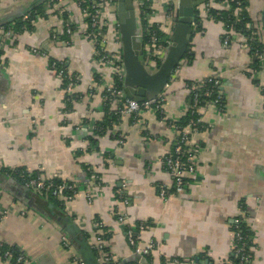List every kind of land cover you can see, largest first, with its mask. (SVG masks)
<instances>
[{"label": "crops", "instance_id": "crops-1", "mask_svg": "<svg viewBox=\"0 0 264 264\" xmlns=\"http://www.w3.org/2000/svg\"><path fill=\"white\" fill-rule=\"evenodd\" d=\"M45 1L17 0L0 7V26ZM247 2L264 42V0ZM68 5L75 24L70 45L58 32L59 7L38 13L30 33L0 45V165L39 171L54 182L71 180L77 189L70 201L56 199L60 205L45 194L37 193V199L33 191L7 184L0 173V242L19 249L33 264H102L91 246L98 229L105 249L118 258L114 264L137 263L118 221L123 216L131 227L144 226L137 230L141 245L153 242L144 257L147 264H222L232 261L233 223L240 218L251 242L248 264H264V68H256L241 35L233 33L224 45V26L200 7L188 53L164 91L161 110L142 109L111 120L107 112L113 106L104 110L101 88L89 90L95 75L108 73L93 61L77 5ZM51 58L78 75L75 98L66 101ZM208 77L220 79L225 108L203 107L195 170L181 194L161 199L157 184L173 180L162 162L176 141V123L190 112L187 83ZM105 118L112 123L97 136L92 125L100 127ZM57 213L82 231L91 261L73 244L75 233L57 220ZM0 264L13 263L0 259Z\"/></svg>", "mask_w": 264, "mask_h": 264}, {"label": "built area", "instance_id": "built-area-1", "mask_svg": "<svg viewBox=\"0 0 264 264\" xmlns=\"http://www.w3.org/2000/svg\"><path fill=\"white\" fill-rule=\"evenodd\" d=\"M17 0H0V7L10 6ZM74 2L78 7V14L81 19L80 29L83 34V39L91 44V53L93 61L104 69L108 75L98 78L95 75V81L90 86L91 88H101L103 104H110L113 107L107 112L108 118L124 117L137 113L142 109H156L161 110L163 103L166 100L164 93L169 85L172 75L178 71L179 62L174 69L173 74L168 80L164 90L157 96L143 101H136L127 96L123 87L124 63L121 52V43L119 38V22L116 16V8L118 0H48L46 8H57L58 13L62 17L61 29L58 30L59 35L63 36V43L70 45V37L74 34L73 23L68 18L71 8L68 3ZM196 11V21L198 19L199 8H203L204 14L212 21H219L214 18L211 9H229L227 0H218L214 7L215 1L203 0L199 4V0H192ZM233 1V0H231ZM234 16L243 9L242 0H235ZM133 6L136 11V17L139 26V35L142 38V53L144 57V65L149 71H155L161 62L164 60L165 52L171 42V35L173 31V24L177 14V0H133ZM231 10V9H230ZM198 11V13H197ZM63 14H66L64 16ZM23 20H29V12L23 14ZM239 18L232 25L224 26V34L222 42L228 45L231 42L233 33H238L242 37L241 45L248 49H253V56L258 61L264 60V42L262 41L259 31L252 22H245L243 31L237 32L235 24ZM30 33L31 31L17 32L11 29L4 30L0 26V45L3 39L13 38L21 33ZM58 33L53 32L52 38H56ZM252 43H256L254 47ZM34 52H39L33 50ZM56 77L60 80L65 91L66 101L75 98V84L78 81V75L64 69L62 66L58 67L55 62L50 64ZM98 73V71H97ZM95 73V74H97ZM101 80V81H99ZM118 82L122 83V87L118 86ZM221 81L218 77H208L201 81L187 83L189 96L191 98L190 113L196 117H190L187 124H176L175 128L178 132L176 141L174 143L172 152L166 155L163 159V169L172 177V183H158L157 190L161 199L167 200L175 195H179L184 191L186 177L194 172L196 162V135L201 130L202 111L206 105L214 106L220 110L225 108L224 98L220 89ZM215 88V90L210 89ZM217 89V90H216ZM210 97L203 106L201 105V97ZM88 127V124L86 125ZM93 130L97 129V125H92ZM2 166L0 165V171ZM3 173L9 178L17 179L8 171ZM18 182V181H17ZM23 185L35 193L45 195L49 192L62 202L70 201L72 194L77 189V184L71 180H62L54 182L39 171L30 175V178L23 182ZM69 193V194H67ZM91 195V193H90ZM118 221L123 225V234L132 248V252L139 257H145L152 250L153 242H147L145 245L140 244L137 230L144 229V226L131 227L127 224L125 218L120 216ZM242 219H235L233 223V235L235 239L233 257L237 262L224 261L222 264H248L250 261L249 246L246 241V236L241 231ZM91 246L99 252V260L102 264H114L118 260L115 254L106 250V243L100 230L94 232V237L91 241ZM64 246L69 247V242L62 238ZM4 243L0 242V259L9 261L13 264H33L22 252L15 253L11 248L4 247ZM79 264H85L84 261H78ZM136 264H140L137 262Z\"/></svg>", "mask_w": 264, "mask_h": 264}, {"label": "water", "instance_id": "water-1", "mask_svg": "<svg viewBox=\"0 0 264 264\" xmlns=\"http://www.w3.org/2000/svg\"><path fill=\"white\" fill-rule=\"evenodd\" d=\"M177 14L175 17V26L171 35V42L165 52L164 60L155 71H149L144 65L142 53V38L139 35V26L136 17V11L133 6V0H118L116 16L119 22V38L121 43V52L124 63L123 87L128 97L140 102L145 99H151L161 93L169 78L174 72L177 64L186 56L189 50V44L194 33V22L196 21V11L192 0H177ZM12 21V18L9 19ZM254 61L257 58L253 57ZM260 67L264 68V60L258 61ZM85 128H88L85 126ZM7 184L15 185L26 190L29 194L30 189L20 184L13 178L6 179ZM35 193V192H34ZM39 195H35V197ZM37 198V197H36ZM38 199V198H37ZM52 208V205H49ZM57 220L75 233L73 244L77 245L81 251L87 254L85 257L91 259L94 255L84 238L82 231L73 222L70 217L63 213H57ZM50 215L56 216L54 211ZM61 216V217H60ZM136 261L147 264L144 257H135Z\"/></svg>", "mask_w": 264, "mask_h": 264}, {"label": "trees", "instance_id": "trees-1", "mask_svg": "<svg viewBox=\"0 0 264 264\" xmlns=\"http://www.w3.org/2000/svg\"><path fill=\"white\" fill-rule=\"evenodd\" d=\"M248 0H242V6H243V9L241 10V12H238L237 16H234L235 14H233V10H234V7L236 6V3H235V0L231 1V0H227L228 4H229V9H211V13L212 15L214 16V18L216 20H219L221 22L224 23V25H232L233 22L236 21V18H239V20H237L238 22L235 24V30L237 32H240L242 29H243V25L245 22H251L252 19L250 17V14L248 12ZM48 3V0H46L44 3H40L38 6L32 8L30 11H29V20H23V16H19L17 17L16 19H14L13 21L9 22V23H6L4 25L1 26V28H3L4 30H7V29H11L12 31H17V32H24V30L26 31H32L33 30V22L35 21V16L38 14V13H45V9H46V4ZM231 9V10H230ZM64 16H66V14H63ZM74 28H75V24H73ZM242 32H244L242 30ZM254 47L257 46L256 43H252ZM250 51V54L253 55V49H248ZM52 62H55L56 65L58 67H63L64 69L67 70V66L66 64L64 63V61H61V60H58V59H55V58H51L50 59V64ZM256 65V68L258 67L259 63H258V60L254 63ZM118 86L122 87V83L121 82H118L117 83ZM210 89H213L210 87ZM215 90V88L213 89ZM217 90V89H216ZM201 105L203 106V104L210 100V97H205V96H202L201 97ZM206 104V103H205ZM204 104V105H205ZM104 110L107 112L108 111V104H105L104 105ZM190 117H196L195 114L193 113H188L186 115L185 118H182L180 121H178L176 124H179V125H185L187 124L188 120L190 119ZM112 120V119H111ZM105 118L103 121L99 122L98 127L96 130H95V134L97 136L103 134V130L104 128L110 126L112 123V121ZM95 139L94 138H90L89 139V142L90 143H93ZM6 171L8 170L16 179L17 181L23 185V182L27 179L30 178V175L33 174L32 172H28L26 170H24L23 168H16V169H11V168H6L4 169L3 167L1 168V171L0 173L4 174L3 171ZM45 194V193H44ZM44 194H42L44 196ZM71 194V193H70ZM47 196H49L50 199L56 201L58 204L61 205V203L59 201H57L58 199L53 196L51 193H47L46 194ZM57 199V200H56ZM241 231L243 233V235L246 236V241L248 243V246L249 244L251 243L250 242V237L248 236V229H247V226L244 224V222H241ZM4 247H9L11 248L16 254L17 253H20V250L15 248V247H12V246H8V245H4ZM247 254H249V251L247 252ZM233 262H237L236 259H234V257L231 258ZM130 264H136V262H131Z\"/></svg>", "mask_w": 264, "mask_h": 264}]
</instances>
